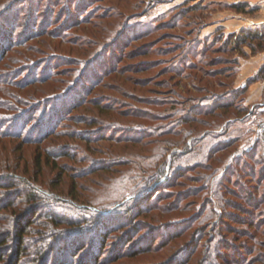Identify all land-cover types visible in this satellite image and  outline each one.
Listing matches in <instances>:
<instances>
[{"label":"rangeland","instance_id":"obj_1","mask_svg":"<svg viewBox=\"0 0 264 264\" xmlns=\"http://www.w3.org/2000/svg\"><path fill=\"white\" fill-rule=\"evenodd\" d=\"M261 19L264 0H0V27L20 26L0 77H38L1 82L0 103L37 107L64 91L81 100L72 110L63 98L69 113L41 143L0 136V174L19 180L0 189V203L16 204L0 209V236L33 220L16 199L35 189L108 228L99 264H236L228 244L248 248L243 264H264V35L231 40L264 29ZM44 215L19 264L45 263ZM16 242L0 247V264L17 259Z\"/></svg>","mask_w":264,"mask_h":264},{"label":"trees","instance_id":"obj_2","mask_svg":"<svg viewBox=\"0 0 264 264\" xmlns=\"http://www.w3.org/2000/svg\"><path fill=\"white\" fill-rule=\"evenodd\" d=\"M3 24L4 25L0 27V34H2L0 35V59L10 48H8V46H11V44L15 42L13 33L16 29L20 28L19 23L17 21H14V24H10V26L7 25V23ZM4 30H10V33L6 37L3 36L4 33L2 31ZM263 35L264 29H243L236 35L232 34L231 40H233V44L237 46H243L246 45L250 40L260 39ZM27 71L29 72V69ZM44 73L45 72L43 71V74ZM32 77L33 80L38 79V77L31 76V78L26 77L23 79L21 78V80L18 79L13 81L12 77L3 75L2 77H0V84L1 82H7L9 85L32 84ZM70 92H72V90ZM63 98L68 99V106H72L74 104L71 108L68 107L72 110L77 108L81 103V100L78 102L75 101V99L73 98V93L68 94L66 93V91L61 94H58L52 100H48V104H45V98L41 106L37 107H35V105L33 104L34 101H31V99H27L24 97H16V100L12 98V100L14 101L5 100L6 103H0V108H2L3 111L0 112V136L8 137L10 139L22 138L23 140L25 139L27 141L38 144L50 137L55 136L56 134L58 135L57 129L61 125V122L66 119L67 114L69 113H67L68 108L65 106L66 103L62 102L63 100H65ZM56 102L57 104H54ZM27 103L30 106L32 105L33 108H31V110H25V106L27 105ZM19 104L22 106H19ZM15 107H18V109L15 110ZM13 110L17 112L11 114L10 112ZM42 111L44 112L42 113ZM39 113H42V115L40 116ZM41 118V124H39ZM4 169L6 170V173L0 174V189L4 187H15L16 183L19 181L17 180L18 176L10 173L11 171H8L7 168ZM2 170L3 169L0 168V171ZM209 185L210 184H208V186ZM214 186L215 183L213 184V186L210 185L208 188H206V190L212 192L213 195H216L217 192L215 194L213 192ZM254 186L255 185H252L251 187ZM241 192L242 195H244L243 197L247 199L250 203L257 202L259 198L257 191H245L244 189H241ZM8 194L10 195L9 192ZM11 196L13 195L11 194ZM23 198H25L26 201L23 200V206L22 208H20L22 209L21 212H23L25 209H27V211H32L29 212L31 214L29 215V217H31L33 220L31 222L25 223L24 218L22 220L20 219L19 223L16 226V229H14L15 232H12V234H7V236L4 238L0 236V247H4V245L8 242L10 235L13 237V239L17 241L15 248V258L17 257V259L12 264H19V261H24V255L26 251V235L30 231L28 228L35 221L36 213H38L40 209H43L45 211L44 216L49 222V224L45 226L46 228L44 229V231L41 230L40 232L37 230L38 234L36 235L40 239H42V241L45 242V246H40L36 248L37 259L39 261H45V263L42 262L43 264L101 263L100 257L104 254L103 251L105 250V241L110 239L108 237L109 232H107L108 228L101 229L100 225L98 224L99 222L96 221L93 222L94 224L90 223L91 218H86L87 216H74L69 214V211L63 205V202H50L51 199L45 197L42 193H38L35 189H30L29 191L27 190L24 192H18L16 200L19 204L22 202ZM2 200L3 203H0V209L12 208L16 205L15 202H11L10 198L8 197H3ZM34 205H38V208H36L37 206L34 207ZM34 208L35 210L33 211L32 209ZM236 210L238 211L237 213H239L240 215L248 213V216L245 215V218L248 219L247 223H250V227L256 228V218L252 213L247 211L242 206H237ZM239 218H237L236 216V219H238L237 221H241ZM61 226H63L64 228L57 230V228ZM58 233H60L59 236ZM54 235L55 238H57V242H50L52 239H54ZM71 243L74 246L71 247ZM45 247L46 251H44ZM195 247L196 245L195 243H193V245H191V248ZM224 249L225 251L229 252V257H232L234 259L230 260L234 261L232 263L243 264V256L245 253H247L248 248H244L241 244H228L227 246H224ZM6 254L0 255V261L4 259L3 255ZM227 260H229V258H227Z\"/></svg>","mask_w":264,"mask_h":264},{"label":"crops","instance_id":"obj_3","mask_svg":"<svg viewBox=\"0 0 264 264\" xmlns=\"http://www.w3.org/2000/svg\"><path fill=\"white\" fill-rule=\"evenodd\" d=\"M261 17L257 18L256 20L260 19ZM262 22H260L261 24H264V20L261 19ZM254 22V21H253ZM233 26V25H232Z\"/></svg>","mask_w":264,"mask_h":264}]
</instances>
